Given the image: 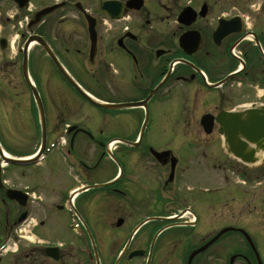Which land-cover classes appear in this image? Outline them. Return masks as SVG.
Segmentation results:
<instances>
[{
  "label": "flooded vegetation",
  "instance_id": "1",
  "mask_svg": "<svg viewBox=\"0 0 264 264\" xmlns=\"http://www.w3.org/2000/svg\"><path fill=\"white\" fill-rule=\"evenodd\" d=\"M49 7L61 8L60 23L115 24L96 31L92 58L88 29L58 43L72 66L85 60L107 75L119 99L107 101L141 106L74 118L42 97L44 128L39 117L21 125L14 84L21 74L27 85L29 38L53 52L55 9L37 21ZM36 47L46 53L27 48L32 80ZM153 115L172 121L170 133L148 130ZM213 175L225 189L215 220ZM262 217L264 0H0V264H264Z\"/></svg>",
  "mask_w": 264,
  "mask_h": 264
},
{
  "label": "rangeland",
  "instance_id": "2",
  "mask_svg": "<svg viewBox=\"0 0 264 264\" xmlns=\"http://www.w3.org/2000/svg\"><path fill=\"white\" fill-rule=\"evenodd\" d=\"M61 8L55 9L51 13L50 18L47 19L48 28L50 32V39L52 44V50L57 56L58 60L61 62L62 65H64V68L69 72V74L86 90L91 92L93 96L96 98L109 100L113 99L114 101H118L119 99L116 97H113L110 95V89L109 84L106 82L108 79L107 75L101 73H96V71L93 70V67L90 66V64L85 61L81 60L79 66L75 67L72 66V63L74 65V61L77 60L76 56L69 55L66 56L62 49L60 48V44L58 43L61 37V34L66 32L71 33H82L83 36L87 37V28L84 21L78 19H73V22H61L60 23V15H61ZM64 25V26H63ZM111 21L103 20L101 22L97 21L96 31L98 33H101L105 35L106 33L112 32L113 30L110 29L111 26H114ZM55 37L57 40H55ZM59 38V40H58ZM32 72L34 75V84L39 92L41 98L46 97L51 98L53 102L58 105L59 111L61 109L65 111L66 108H73L72 112H75L74 118L77 116H80L82 114L87 113H93L95 112H101L102 109L98 108H91L88 104H84L81 99L77 96V94L74 92V90L70 87L68 83H66L62 77L58 74V71L53 66L52 62L48 58L47 54L43 51L39 50L37 47L33 51V60L31 62ZM22 76L20 74L19 83H15L16 91L18 92L17 100H19V109L14 115V117L19 118L21 125L24 127H28V122L31 121L32 118L39 117L38 110L36 109V106H34V100L32 97V93L30 91V88L25 84L22 83ZM105 81L104 83H102ZM6 86V83H4ZM11 88V85L8 84ZM11 91V90H10ZM79 107V109H77ZM77 109V110H76ZM68 110V109H66ZM122 110V109H118ZM105 112H125V111H116L115 110H106ZM70 118V117H69ZM133 120L132 122L128 121V124L130 127H133ZM180 123L185 125V120H180ZM138 125V124H137ZM173 123L171 120H162L161 122H157L156 117L153 115L151 117V120L148 125V130H154L157 127H162L161 130L166 136V134L170 133V129L172 128ZM114 126L110 124L105 125V133L104 136L111 135L113 133ZM7 131V130H6ZM6 142L9 144V146H12V141L16 140L13 136H11V133L6 132ZM20 142L23 143L24 138L22 133L19 135ZM167 142V141H166ZM29 148L31 146H28ZM20 149H27L23 148V145L20 147ZM22 151V150H20ZM56 158L55 152L49 153L43 160V164H47L52 162ZM57 160V158H56ZM26 169L24 172L28 173V167L24 168ZM219 173H217L218 175ZM211 189H212V217L213 220L217 218V216L220 213L219 205L216 203H219V199L224 193V184L223 182L218 179L216 176H212V182H211ZM260 225L264 227V217L260 219ZM255 234L256 239V247H259L260 251L264 254V234L259 235L258 233ZM257 235V236H256Z\"/></svg>",
  "mask_w": 264,
  "mask_h": 264
},
{
  "label": "water",
  "instance_id": "3",
  "mask_svg": "<svg viewBox=\"0 0 264 264\" xmlns=\"http://www.w3.org/2000/svg\"><path fill=\"white\" fill-rule=\"evenodd\" d=\"M109 6H111L109 3H104L103 6H102V9L106 10L110 14L111 13V7H109ZM53 9H55V7H50V8H47V9L39 12L37 14V21H38L40 16L49 13ZM111 17H114V15L111 14ZM86 19H87V28H88V32H89V38H90V41H91V49H90L89 56H90V58H92L93 55H94V52H95V42H96L95 20L92 17H90L89 15H86ZM183 38L184 37L181 38V42H182ZM31 42H37L39 45H41V47L45 50V52L47 53L48 57L51 59V61L55 65L56 69L59 71V73L62 75V77L66 80V82L70 86H72L82 97H84L86 100H88L93 105H96V106L101 107L103 109H116V108L130 107V106L132 107V106H136V105L140 104V103H102L101 101L91 97L87 92H85L77 84V82L63 68L61 63L58 61L56 56L50 50L48 45L43 41V39L41 37H39V36H34V37L29 38L26 41L25 45H24V63H23L22 72H23L24 78H25L28 86L30 87V89L32 91V95L34 97L36 106L38 108V113H39V118H40V121H41V127L42 128H44V110H43L42 102H41V99H40L38 91L36 90V88L33 85V83H31V81L29 80L28 74H27V70H26V50H27V46ZM43 147H44V144L42 142L41 150H42ZM5 158H6L7 162L14 163V164H31V163L36 161L35 159L18 160V159H13V158L6 157V156H5ZM6 192H7L8 197L12 198V199L13 198L16 199L17 198L16 194L19 193L18 191H15V190H7ZM227 230L228 229L223 230V231H221V233L226 232ZM202 249L203 248H201L200 250H202ZM195 253L191 254L189 260L193 257V255Z\"/></svg>",
  "mask_w": 264,
  "mask_h": 264
},
{
  "label": "bare ground",
  "instance_id": "4",
  "mask_svg": "<svg viewBox=\"0 0 264 264\" xmlns=\"http://www.w3.org/2000/svg\"><path fill=\"white\" fill-rule=\"evenodd\" d=\"M34 84V83H33ZM5 154H7V153H5Z\"/></svg>",
  "mask_w": 264,
  "mask_h": 264
}]
</instances>
